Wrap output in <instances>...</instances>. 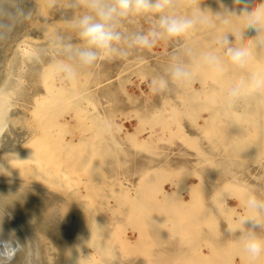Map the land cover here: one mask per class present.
Returning <instances> with one entry per match:
<instances>
[{
  "label": "bare ground",
  "instance_id": "obj_1",
  "mask_svg": "<svg viewBox=\"0 0 264 264\" xmlns=\"http://www.w3.org/2000/svg\"><path fill=\"white\" fill-rule=\"evenodd\" d=\"M261 3L264 0H172L173 7L168 8H175L173 15H203L208 19L206 24L196 20L193 28L179 37L180 48L172 54L179 58L174 66L189 69L194 83L207 84L205 94L210 86V92L224 95L208 113L213 117L211 145L217 147L216 154L222 161H227L223 164L208 152L210 145L205 148L186 138L182 123V111L209 109V103H217L218 97L213 95L201 102L193 96L199 85L174 82L173 87L168 83L159 91L157 105L145 98L142 104L133 106L138 99L129 93V87H135L140 96L144 92L133 85L131 77L138 78L150 91L148 80L151 84L161 77L172 81L169 66L163 71L161 66L156 69L143 54L132 53L131 60L124 59L125 64L116 71L117 86L112 85L117 90L99 93L101 96L79 93L81 81L78 86L77 80L82 77H76L78 72L70 77L57 64L52 66L54 63L41 72L45 63L35 69L39 63H34L33 76L28 80L33 77L34 81L43 73V81L39 79L42 93L37 95L35 90L33 97L29 92L34 98L29 100L30 108L26 112L22 107L16 110L31 56H36L39 49L49 55L62 50L72 55L83 46L72 25L88 10L87 0H0V264H142L134 263L128 257L130 252L146 258L145 263L153 257L157 261L154 264H264V254L251 260L243 250L246 234L252 231L264 237V227H256L258 233L249 225L236 230L239 216L245 214L242 201L249 194L260 199L264 192L242 187L240 180L225 175L232 171L229 166L233 157L260 158L264 147V103L257 97L263 89L248 87L236 99L227 95L239 78L264 73V44L243 15L244 10L250 12ZM118 27L123 30L122 24ZM236 33L243 34V41L236 39ZM224 35L230 37V45L221 43ZM159 40L157 46L161 48L168 43L165 40L173 39ZM249 40L252 55L241 65L231 63L227 47H238ZM163 51L166 49L158 53ZM208 53L220 58L218 68L204 60ZM76 65L80 66L78 62ZM117 92L125 97L122 99L129 104L127 108H134L120 110ZM256 114L261 122L255 119ZM243 122L251 128L243 129ZM232 128L238 130L236 136H232ZM175 141H183V146L194 150L195 163L204 171L197 169L194 174L186 164H174L164 149ZM133 175L137 177L135 183L128 178ZM109 178L116 181L113 186L118 191L109 197L113 204L104 194L101 202L115 215L117 226L109 218L110 223L100 219L98 204L89 194L91 189L106 186ZM230 200L233 203L229 205ZM219 218L225 222L223 226L218 224ZM127 230L136 235L134 240ZM167 244L171 245L169 252L152 254L153 248Z\"/></svg>",
  "mask_w": 264,
  "mask_h": 264
},
{
  "label": "rangeland",
  "instance_id": "obj_2",
  "mask_svg": "<svg viewBox=\"0 0 264 264\" xmlns=\"http://www.w3.org/2000/svg\"><path fill=\"white\" fill-rule=\"evenodd\" d=\"M178 1V3H182V2H184L185 0H177ZM174 5V4H173ZM171 7H173V6H171ZM174 9L175 8H171L169 11H168V9H167V12L169 13V14H172V13H174ZM147 18H148V20H147ZM149 18H151V19H149ZM156 19H158V17H149V16H129V17H127V18H125L124 19V21H123V19H117L116 21H114L115 23H114V25H115V30L116 31H118L120 34H121V41H119V42H116L117 43V47H118V49H116L117 47L115 46V44L116 43H114V45H113V47H114V49H116V51H114V52H112V53H114V54H112V53H108V54H105V53H103V55L101 56L100 54H101V52H99V50H97L99 53V56L101 57V59H99L98 61H97V63L94 65V67L93 66H88V65H86L85 66V64H83V63H81V61L79 60V59H77V57L76 56H74L75 55V53H73L72 55L71 54H68V51L67 52H63V50L61 51V52H54L53 54H51V55H49L48 53H45V52H43V50L42 49H39L38 50V53H37V55L36 56H31L30 57V61L29 62H27V73H26V75H25V80H26V82H25V84H23V86H22V88H23V91H22V96L20 97V100H19V102H18V104H17V106H16V110H21L22 108V110H25L24 112H26V110L28 109V108H30V104H31V102L30 101H33L32 99H34L33 97H35L36 95H34V94H36L37 93V95H38V92H39V94H41L42 93V90H41V88H42V82H41V80H39V79H41L42 78V81H43V73H40V74H42V76L41 77H39L40 76V74L38 75V79H37V77L34 79V81L32 80L33 79V77H30V80H28L29 79V75L31 76H33V73H31V71L33 72V68L35 69V68H37L38 66H42L41 64L43 63L44 65H45V67H44V65H43V67H41V69L40 70H42L41 72H43V71H45L48 67H51V65H52V63H54L52 66H54L55 67V65H56V67L58 66H62L63 64H69V63H71V60L73 59L74 61H72L73 63H75V65L77 64V62H78V64H80V66H81V64L83 65L82 66V68L79 66V65H74L73 63H71L70 65L72 66V69H73V72H75L74 74H76L77 72V74H76V77L77 78H79V77H82V78H80L81 80H77V83H78V86H80L79 84L81 83V86L78 88L79 90V93L80 94H84V95H92V93H93V95H99V96H101L102 95V93L104 94L106 91H115V90H117L116 88H115V86H117V76H116V74H117V72L116 71H118V70H120L121 69V67L125 64V60L127 59V58H130V59H127V60H131L132 59V55H133V57H134V55L135 56H142V54L147 58V60L149 61V63L150 62H152L151 63V65H154V67L156 68H158V66H161L160 68L162 69V71L163 70H166V69H168V67L167 66H169V68H172L173 66H174V64L175 63H178V59L179 58H177V57H175V55H173L172 53H173V51H175L176 49H179L180 48V44H179V38L178 39H173V40H165V42H168L167 44H166V46L164 45V46H162L161 48H159V46H157V44H160L161 42H160V40H159V38L157 39V41H156V44H155V46L154 47H152V50H154L153 52L152 51H149L148 49H142V50H144L145 51V54H144V52H142L141 51V47H137V45L134 43V42H132V40L134 41V39H132V38H134L137 34L138 35H141V34H147L148 32H149V30L150 29H152L153 27H154V23H153V21H155ZM123 21V22H122ZM143 21V22H142ZM152 21V22H151ZM122 22V23H121ZM150 22V23H149ZM61 24H62V22H60ZM133 23V24H132ZM119 24H122L123 25V30L121 29H119ZM125 24V25H124ZM129 24H130V27H128L129 26ZM118 25V26H117ZM133 25H135L134 27H133ZM137 25H138V27H137ZM140 26H143V27H140ZM145 26H147V27H149V28H147V27H145ZM152 27V28H151ZM131 28V30H129ZM132 28H133V30H132ZM146 30V31H145ZM136 32V33H134V32ZM145 31V32H144ZM132 32V33H131ZM127 33V34H126ZM133 33H134V35H133ZM128 34L130 35V36H128ZM126 36H127V38H126ZM132 36V37H131ZM129 38H130V40H129ZM128 39V40H127ZM125 41H127V42H125ZM164 41V40H163ZM126 43H128L129 45H126ZM119 44V45H118ZM123 44H125V46L127 47V48H129V49H127V48H125L124 46H123ZM133 44V45H132ZM121 45V46H120ZM175 45H176V47H175ZM129 46V47H128ZM81 47V46H80ZM125 49H124V48ZM229 47V46H228ZM231 47V46H230ZM123 48V49H122ZM131 48L133 49V48H137V50H131ZM164 49H166V51H163V52H161L160 54L158 53V51H162V50H164ZM124 50H128V52H126V51H124ZM140 50V51H139ZM119 51V52H118ZM132 51V52H131ZM43 53V54H41V53ZM120 52H121V54H120ZM139 52H141L139 55H137ZM64 53V54H63ZM123 53H124V55H123ZM126 53V54H125ZM132 53H135V54H132ZM57 54H59V55H57ZM111 56H113V57H109L110 55ZM47 56V58H46V56ZM63 57H66V58H63ZM67 55V56H66ZM149 55H151V57L149 56ZM160 55H161V58H160ZM45 56V57H44ZM51 58H50V57ZM55 56H57V57H55ZM69 56H71V57H69ZM73 56V57H72ZM107 56L109 57L108 59H107ZM115 56H117V58L115 57ZM119 56V57H118ZM131 56V57H130ZM149 56V57H148ZM155 56V57H154ZM158 56H159V58H158ZM54 57V58H53ZM76 57V58H75ZM122 57V58H121ZM60 58H63L62 60L60 59ZM70 58V59H69ZM115 60H114V59ZM177 58V59H176ZM60 59V60H59ZM65 59V62L66 63H64V60ZM68 60V63H67V60ZM120 59V60H119ZM125 59V60H124ZM169 59V60H168ZM56 61V63L54 62V61ZM77 60H79V61H77ZM114 60V61H113ZM118 62H117V61ZM38 61V62H37ZM121 61V63L119 64V62ZM124 61V62H123ZM100 62H102V63H100ZM118 63V65H115V64H117ZM123 62V63H122ZM34 63H39L38 65H36V66H34ZM47 63H48V65H47ZM61 63V64H60ZM103 64H105V65H103ZM34 66L33 68L31 67V66ZM121 65V66H120ZM73 66H75V67H73ZM85 66V67H84ZM102 66V67H101ZM47 67V68H46ZM79 67V68H78ZM90 67V68H89ZM111 67H113L114 69H112ZM116 67V68H115ZM85 68V69H84ZM90 69V70H87V69ZM91 68H92V70H91ZM156 68V69H157ZM43 69H45V70H43ZM81 69V71H79ZM83 69H84V71H83ZM112 69V70H111ZM118 69V70H117ZM85 70H87V71H85ZM105 70H106V72H105ZM109 70V71H108ZM188 71H190L189 69H187ZM108 71V72H107ZM111 71H113V72H111ZM80 72H82L81 74H80ZM96 72V73H95ZM116 72V73H115ZM166 72V71H165ZM91 73V74H90ZM115 73V74H114ZM90 76H89V75ZM95 74L96 75H98V77L96 78V76H95ZM114 74V75H113ZM88 75V76H87ZM94 75V76H93ZM111 75V76H110ZM113 75V76H112ZM192 75V74H191ZM75 76V75H74ZM100 76L102 77V78H100ZM193 76H195V75H193ZM28 77V78H27ZM91 77L93 78L92 80H90L91 79ZM105 77V78H104ZM116 77V78H115ZM192 77V76H191ZM196 77V76H195ZM105 79V81H104V79ZM193 78V77H192ZM191 78V79H192ZM36 79L37 80H39V81H36ZM106 79H108V80H106ZM116 79V80H115ZM189 80L188 82L191 84L192 82V86L193 87H196V86H198L199 85V91L195 94V95H193L194 97H199L200 98V100L199 101H201L202 102V100H207V99H211V96H216V97H218V99H217V103H209V109H205V110H197L196 112H191L190 111V109L188 110V109H186L185 110V112H183L182 111V120H183V125H184V128H185V131H186V138H188L189 140H191L192 142H199V143H201V144H203L204 145V147L206 148V146L207 145H210L211 147H208L207 148V150H208V152H211V154H214V156H215V161H220L221 163H227V161L225 160V161H222V160H224V159H222V157L221 156H219L218 154H216V153H218V152H216L218 149H217V147H213L212 145H211V142H212V140H211V136L213 135V131L211 130V128H212V126L213 125H211V117H212V115H208V113L210 112V111H212V110H210V107H217V105H218V102L219 101H221L220 100V98L221 97H223L224 95L222 94V93H217L218 95H215V93H213V92H210L209 90H211L212 88H210V86H208L207 87V89H209V90H207V93L205 94L204 93V87L205 86H207V84H201L200 82H195L194 83V81H193V79L192 80ZM103 80V81H102ZM29 81V82H28ZM30 81L32 82V83H30ZM81 81V82H80ZM84 81V82H83ZM86 81V82H85ZM100 83H99V82ZM131 81H132V83H133V85L134 86H140V89H141V91H143L144 92V95L143 96H140L139 95V92L136 90V88L135 87H129V89H128V91H129V93H131L134 97H136L138 100H137V102L135 103V104H133V106L135 107L136 106V104H142V102L144 101V99L145 98H147L148 99V101H150L151 103H154L155 105H157L158 103H159V98H160V93H159V91L158 92H152V91H150L149 89H148V87L146 86V84H144V83H141L140 81H139V79L138 78H135V77H131ZM33 82H34V84L37 82V84H35L36 85V87H38L37 89H36V87L34 86V84H33ZM39 82V83H38ZM80 82V83H79ZM93 82H94V84H93ZM140 82V83H139ZM82 83H85V84H83L84 85V87L82 86ZM88 83H90V84H88ZM114 83V84H113ZM148 83H149V85L151 86V83H150V81L148 80ZM168 83H172L171 85H169L170 87H173V81H168ZM38 84H39V86H38ZM95 84H97V85H95ZM141 84V85H140ZM179 84V83H178ZM25 85V86H24ZM28 85V86H27ZM33 85V86H32ZM88 85H89V87H88ZM108 85V86H107ZM112 85H115L114 87H112ZM87 86V87H86ZM97 86V87H96ZM100 86V87H99ZM110 86V87H109ZM146 86V87H145ZM25 87V88H24ZM29 89V91H28V89ZM30 87V88H29ZM35 87V89H33ZM41 87V88H40ZM168 87V86H167ZM32 88V89H31ZM98 88L100 89V90H98ZM103 89H104V91H103ZM107 89V90H106ZM113 89H115V90H113ZM147 89L149 90V91H147ZM263 90L261 91L262 93V95L260 96V95H257V97L259 98H262V103H264V88H262ZM25 90V91H24ZM37 92H36V91ZM84 90H86V92L84 91ZM98 90V91H97ZM28 91V92H27ZM31 91H32V93H31ZM33 91L34 92H36V93H34L33 94ZM93 91H95V93L93 92ZM103 91V92H102ZM33 95V97H32V95L30 94V93ZM85 92V93H84ZM88 92V93H87ZM148 92V93H147ZM28 93V94H27ZM90 93V94H89ZM101 95H100V94ZM116 93V92H115ZM118 94H119V92H117V96H118ZM149 94H150V96H149ZM173 94V93H172ZM168 95V94H166V95H168V96H175V94L174 95ZM121 95V96H120ZM29 96H30V99H28L29 98ZM139 96V97H138ZM147 96V97H146ZM157 96V97H156ZM25 97V98H24ZM119 97H120V99L121 100H119V102L122 104L121 106L119 105V107H121V109L118 107V109H120V110H129L131 107L132 108H134L133 106H130V108H127V107H129V104L126 102V100H124L125 99V97L123 96V94L122 93H120L119 94V96H118V99H119ZM144 97V98H143ZM152 97V99H150ZM155 97H156V99H155ZM21 98H23L22 100H24V101H22L21 100ZM32 98V99H31ZM122 98H124V99H122ZM154 98V99H153ZM259 98V99H260ZM28 99V100H27ZM158 99V100H157ZM26 100V101H25ZM30 100V101H29ZM122 100H123V103H122ZM152 100L153 101H155V102H152ZM22 101V102H21ZM138 101H140V102H138ZM26 102V103H25ZM103 102H105V100H103V99H101V104L103 103ZM178 102H180V100H178ZM205 102V101H204ZM19 103H21V104H19ZM24 103V104H23ZM185 103V106H187L188 105V102H184ZM127 104V105H126ZM190 104V103H189ZM24 105H26V106H24ZM105 103H103L102 104V106L103 107H105ZM214 105V106H213ZM264 105V104H263ZM29 106V107H28ZM126 106V107H125ZM189 106V105H188ZM20 107H22V108H20ZM100 109H101V107L100 108H98V110L100 111ZM209 110V111H208ZM198 112V113H197ZM263 112H264V109H263ZM213 118V117H212ZM255 119L256 120H258V121H260L261 122V120H262V118L260 117V115H258V114H256L255 115ZM263 119H264V117H263ZM249 124H247V123H245V122H243L242 124H241V127L243 128V129H250L251 127L250 126H248ZM233 127V126H232ZM237 127V126H236ZM233 130H235L234 128H232V136H236L237 135V133H238V130H235V131H237V132H235V131H233ZM158 130L156 129V132H157ZM236 133V134H235ZM176 143L178 144V148H176ZM163 145H165V146H167V144H163ZM263 145H264V142H263ZM173 146H175V147H173ZM216 148V149H215ZM167 150V151H166ZM176 151V152H175ZM171 152H174V154L172 153L171 154ZM164 153H166L168 156H169V158L170 159H172V160H174L175 161V163L174 164H176V161H178V162H182V163H184V164H186L187 165V167L190 169V171L192 172V173H194V174H197L196 173V170L198 169V170H201V171H204V167L202 166V165H197L195 162H196V160H197V157L196 156H194V150L193 149H191V148H188V147H185V146H183V141H175L174 142V144L173 145H171V146H169V147H166L165 149H164ZM147 156V154H144V153H140V156ZM240 157V158H239ZM253 157V156H252ZM249 157V158H247V157H245V156H238V157H233L234 159V161H233V163H231L230 164V168H231V170L232 171H230V172H228L227 174H225V175H227V177H234V178H236V180H240L241 181V186L242 187H247V188H249V189H253V191L255 190V191H260V192H264V147L262 148V150H261V154H260V158H258V157ZM138 159V158H137ZM139 160V159H138ZM213 160L214 159H211V155H210V162H212L213 163ZM197 170V171H198ZM206 174H204V176H205ZM207 176H211L210 174H207ZM213 176V175H212ZM253 176V177H252ZM259 177V179H257L256 178V180L254 179V177ZM225 177V176H224ZM129 179H130V181H131V183H135V180L137 179V177L135 176V175H133V176H129L128 177ZM245 178V179H244ZM262 178V179H261ZM109 179H111V178H109ZM109 179H108V181L107 180H105L107 183H106V186H102V187H99V189L98 190H96V191H94L93 189H91V190H89V194H90V196H92V201L94 202V200L96 201V204L95 205H97L98 204V207L96 208V211L99 213V217H100V219H104L105 220V222H109V220H108V218L109 219H111L110 221H111V223H112V225L113 226H117V220L115 219V215L114 214H112V212H110L109 210H105L106 208H104L103 206H102V202H101V196H102V194H104L105 196H106V198L108 199V202L109 203H112L113 204V201H111L112 199H110L109 197H110V195H111V193L112 192H116V191H118L117 190V187H115V186H113L114 184H115V180L114 179H111V181L110 182H112V183H110L109 182ZM190 180V179H189ZM109 182V183H108ZM108 184V185H107ZM112 184V189L110 188V187H108V186H110ZM203 186H206V185H203ZM167 188V187H166ZM82 192V191H81ZM205 198V197H204ZM259 198L261 199H263L264 200V197H263V193H262V195L261 196H259ZM106 199V200H107ZM110 199V200H109ZM101 203V204H100ZM233 203V202H232ZM99 205H101L100 207H99ZM111 213V214H110ZM114 215V216H113ZM111 216L113 217V218H111ZM103 217V218H102ZM112 219L115 221H112ZM114 222V223H113ZM110 223V222H109ZM225 222L221 219V218H219L218 219V224H220L221 226H223L222 224H224ZM127 233L129 234V236H130V239L131 240H134L135 239V237H136V235L134 234V233H130V230H127ZM169 248H171V245H159V246H157V247H155V248H153L152 249V254H155V253H157V252H160V253H164L166 250L169 252ZM204 250V249H203ZM166 253V252H165ZM123 254H126V253H123ZM154 256V255H153ZM128 257L131 259V260H133V262L135 263H137V262H141L142 264H154V262H157L153 257H152V259L150 260V262L149 263H145V261H144V259H146V258H144V257H142V256H139V255H136V254H133V253H128ZM261 263V262H260ZM138 264H140V263H138ZM262 264V263H261Z\"/></svg>",
  "mask_w": 264,
  "mask_h": 264
},
{
  "label": "clouds",
  "instance_id": "obj_3",
  "mask_svg": "<svg viewBox=\"0 0 264 264\" xmlns=\"http://www.w3.org/2000/svg\"><path fill=\"white\" fill-rule=\"evenodd\" d=\"M7 2V0H3ZM240 0H237L239 3ZM172 0H87L88 10L73 22V28L77 31L83 46L74 50L75 56L85 65L93 66L101 57L98 51L108 54L116 51L113 45L121 41V34L115 30L114 21L125 19L129 16L158 17L154 21V27L147 34L136 35L134 43L146 49L155 46L158 38L175 39L186 35L198 20L202 24L208 22L203 15L189 18L169 14L167 9L171 7ZM6 12V11H5ZM247 26L257 32V39L264 44V3H261L252 11H243ZM21 17H26L20 13ZM236 39L243 41V34L236 33ZM221 43L230 45L228 35L221 38ZM252 41L242 43L238 47H227V56L231 63L241 65L252 55ZM71 51V46H69ZM204 60L213 67L221 65L220 58L215 54H205ZM60 70L74 76L72 66L63 64ZM171 80L175 83L184 84L191 79L190 71L185 67L175 65L170 69ZM168 81L163 77L154 79L151 84L153 92L163 91L167 88ZM248 87L256 89L264 88V73L254 72L248 77L239 78L227 91L230 99L238 98L242 91ZM234 198V197H233ZM245 214L239 216L237 231L243 230L244 225L251 228L264 227V200H260L255 194H249L242 201ZM243 250L251 260L258 259L264 254V237L249 231L243 239Z\"/></svg>",
  "mask_w": 264,
  "mask_h": 264
},
{
  "label": "crops",
  "instance_id": "obj_4",
  "mask_svg": "<svg viewBox=\"0 0 264 264\" xmlns=\"http://www.w3.org/2000/svg\"><path fill=\"white\" fill-rule=\"evenodd\" d=\"M207 190V189H206ZM204 191V190H203ZM228 204L230 205V204H232V201L230 200V201H228ZM256 231H257V233L259 232V229L258 228H256Z\"/></svg>",
  "mask_w": 264,
  "mask_h": 264
}]
</instances>
